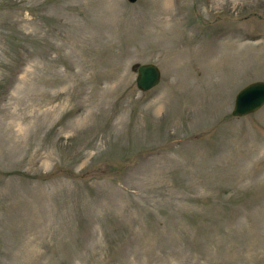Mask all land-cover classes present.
<instances>
[{"label": "rangeland", "instance_id": "374dc122", "mask_svg": "<svg viewBox=\"0 0 264 264\" xmlns=\"http://www.w3.org/2000/svg\"><path fill=\"white\" fill-rule=\"evenodd\" d=\"M258 80L264 0H0V264H264Z\"/></svg>", "mask_w": 264, "mask_h": 264}, {"label": "water", "instance_id": "95a60500", "mask_svg": "<svg viewBox=\"0 0 264 264\" xmlns=\"http://www.w3.org/2000/svg\"><path fill=\"white\" fill-rule=\"evenodd\" d=\"M133 3L136 0H126ZM134 67V66H133ZM160 71L151 62L135 65V86L140 91H146L159 82ZM264 104V81H252L240 88L234 95L231 116L241 117L254 112Z\"/></svg>", "mask_w": 264, "mask_h": 264}]
</instances>
